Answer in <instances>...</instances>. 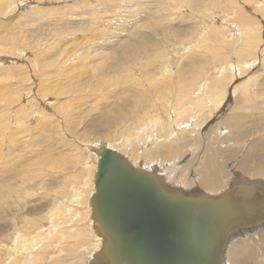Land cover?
I'll list each match as a JSON object with an SVG mask.
<instances>
[{
    "label": "rangeland",
    "instance_id": "1",
    "mask_svg": "<svg viewBox=\"0 0 264 264\" xmlns=\"http://www.w3.org/2000/svg\"><path fill=\"white\" fill-rule=\"evenodd\" d=\"M0 4H1L0 5V77H1L0 78V94H1L0 112L1 115L3 114L2 116H0V126H2V128L0 127V134L3 133L2 136H0V138L1 139L4 138L5 140L8 139L11 140L16 137L17 139L24 137L22 139L25 140L26 139L25 136H27L25 134H23L22 137L19 136L20 134L17 135L15 134L16 137L12 136L15 127L11 125L12 123H10V121L11 119L14 118L13 116L15 115L14 114L15 106H8L9 107L8 108L5 104L7 102H10L9 100L12 99V97L13 100L14 99L16 100V97H14V95L15 96L18 95L20 100L17 101L19 103L24 102V104L28 102L29 99L27 98H29L28 96H30V100L35 104L37 103V106H39L40 109L42 108L46 110L48 108L47 110L50 111L51 109H49V106H47L46 104L49 105L51 100L52 102L54 101L53 98H55L56 96L57 97L61 96L59 95L60 92H64L70 88L68 90V92L70 93L63 94V96L64 95L65 96L64 97L61 96L60 99H62V101L63 99H67V98L72 99L70 105H68L69 107L65 106L63 111L64 113L68 112L67 117H69V115L72 116L70 122L74 124L72 125V129H71L69 125L65 124L64 122L58 121L59 123L58 122L54 123L53 126L54 130H51V132L49 133L47 131L45 134L42 135L40 133H38L37 135H33V133L31 134V132H28L29 137L27 139L29 142H31V144L36 145L39 151L38 152L39 156H35L31 152H29L27 148H25L27 152L25 151V153L23 154H26L27 158H30L25 165H23L24 163H22V161H20L19 158H15L13 160L12 157L14 155L13 152L14 149L12 150L13 153L12 157L6 159L7 161L5 165L9 163L11 168L7 167L8 169L0 171V182L2 179H6V181L4 180V182L0 183V190L1 189L4 190V191L3 190L0 191V203L1 202H3V204L8 203L10 204V206H8L7 204L5 205L9 209V211L3 212V215L5 216V220L0 221V223H5L8 226L7 230L3 234L0 233V261H1L0 264H11V262L9 263L8 261L12 257L15 258V262H13L12 264L14 263L22 264L21 260L17 258L22 257V255L24 256V254L26 253L20 252L21 247H17V245L15 247V241L19 239L20 233H24L26 229L29 230L32 228V225L29 222H31L34 219L31 220V217H38L40 219L42 217L43 220L42 219L41 220L43 221V223L41 224H44V228H50V225L53 226L54 222H52V220H50L51 221L50 222L49 218H47L48 214H44V213L49 210L52 212V214H54V212L58 211V209L61 208L58 207L54 210V212L52 211V209L57 207V204L60 202L56 200V197L59 196L60 194L61 195L65 194L64 192H68V196L64 198V201L61 202V205L64 204V202L67 203L70 202V204H68L69 209L71 206H74L72 208L73 210H75V212L74 211L72 212L74 214H70L71 211L67 210L68 212H65L66 219L64 220L76 219L75 221L72 220V223L71 222L70 223L73 224L74 221V224L77 225L79 224L78 225L79 231L78 232L76 231L78 234L75 235L80 234L81 239L85 241H82L80 243L78 242L74 245L73 241H71V239L67 237L65 239L64 238L61 239L60 242L61 246L59 245L57 246L56 244H53V246L52 245L49 246L50 241L48 238L46 239L44 238L41 241H38L37 243H32L28 245V247L25 249V251H27L30 254L31 253L37 254L38 258H36V261L33 260L31 264H59V263L60 264H118V262L115 261L116 259L113 256V251L111 250V240L109 238L104 239L103 233H98L96 230H94V228H92L93 227L92 225L94 224V220H93L94 215L92 210L93 207L87 201H90L92 195L95 196L97 194L95 187L96 181L94 175L95 173H91L90 172L91 170L89 169L90 168L89 165H91L93 157L91 156L90 153H88L84 149L83 144H85V142L88 144L99 143V142H102L100 144H104V143L106 144L107 142H109L105 139L107 137H101L102 135L101 132L106 131V127L99 126V122L102 120L103 116L107 115L106 113L107 110L103 111L101 107L103 106L105 107V105L106 104L109 105V103L112 106H114L113 102L116 100V98L114 97L116 92L113 91L108 92L109 89L110 90L118 89L120 91L125 87L121 85L118 88L117 87L112 89L109 88L108 90L104 91V93L101 91V89H97L93 87V81L98 79L97 74L99 72L101 74H104L102 69H104L106 66V61L104 62L105 64L96 61L98 59V55H95L96 53L95 51L97 50L96 47H101L99 48V50L104 47V49H106L104 53L108 51L109 53L112 52L113 54H117L119 48L121 47V44L123 43L124 40L127 39L126 37H128L130 33V32L127 33V28H125L126 24L130 25V24L138 23L141 26L142 24L146 25L147 24L146 22L151 20V24H155L158 28L154 25L153 27L156 28H153L152 26L149 27L146 26V28H144L146 35L149 33L147 35L148 40L151 41L154 40L158 42L160 44L158 45V48L161 47L163 50L166 49V51H163V53L160 54L157 51L152 53L150 57L153 58L156 56L160 57L161 60L163 61V64L155 63L156 68L155 65L151 64L150 70L159 68L158 75L164 73V75L171 74L177 77L180 75V71L181 72L184 71L183 74H185L184 75L185 80L188 81L191 84V86L193 85L192 88L188 91V93L194 97V95L198 94L197 93L198 91L204 92L205 95L202 98L204 102L211 101L210 96L212 97H215L216 95L220 97L223 96L224 97L223 102H226V106L223 108L222 105L223 102H222L220 106L221 109L219 108V112H218L221 117H224V115L231 113L229 107H231L232 102L235 103V106H238L239 101H241L243 98L240 92L244 87L246 88V90H249L248 97H250L251 100H248L249 102L245 101L243 102L244 104H242V107H244L242 111L245 113L244 114L238 113L240 115L239 118L240 121L238 122L237 126H239L240 128V133H241L240 136L243 134L244 135L238 140L237 147L242 148V151H244L243 153L251 154L253 153V151L251 150L254 149V145H251V142L257 139L260 140L261 143L262 140L264 141V62H263L264 61V53H263L264 52V0H249V2L248 0H228V1L227 0H182V1L180 0H11V1L0 0ZM164 8L166 9L168 8V10ZM129 14L130 17L128 18L127 21L126 17H128L127 15ZM138 17L141 18L140 22L138 21L139 19ZM101 19H102L101 22L102 24L100 23ZM115 26L116 28H114ZM236 29L239 31L240 35L237 33ZM109 31L111 32V34L109 33L106 38H110L111 41L110 40L101 41L102 38H105L106 34ZM141 31L142 30H140V32ZM251 33H253V35ZM133 36L134 35H132L130 38H133ZM119 38L120 39L123 38V40H119ZM11 40H17L15 45L12 44ZM92 41H94V44ZM107 45L109 46V48ZM70 49L73 51H71ZM75 51L78 53V54L76 53L77 55L75 54ZM86 51L88 52L91 51L90 55L87 57H85ZM35 56L39 57L38 61ZM69 56H73L70 60L71 65L69 62H67L66 64L64 63L66 58H68ZM83 57L85 58L84 61H83L84 59ZM93 58L95 59L92 60ZM44 61L45 63H43ZM135 61H133L134 65L132 64H130L132 66L128 65L129 67H132V70L130 72L132 73L134 72L135 73V74L133 73L134 75H136L137 73L138 76H140V74L144 76L143 73L144 71H142L143 67L141 61L139 60H137L136 62ZM32 62L38 64L36 69L32 67L30 69L31 64H33ZM83 62L86 63L85 66L80 65L74 68L75 64L77 65V63H83ZM66 65L67 67H69V65L70 68L72 67L71 69L75 72V73L73 72V76L75 74L77 78L75 79L73 78L74 80H72V77H70V74L72 72H70V74L63 76V78L62 77L58 78V80L59 81L61 80L62 83L64 82L65 86L66 85H71V86L65 87L61 82L57 84V81H54V84L57 85L56 86L57 88H55L52 91V93L51 91H48L45 92L46 93L45 95V93L43 94L41 90H39V87L37 90V86H36L37 84L35 83L36 80L38 81L39 79H42L45 75L46 79L43 81V84L48 80L53 81V78L50 76L51 73H53V71H56L57 66L58 67L61 66V68H63L64 66L65 68ZM239 66H243V67L239 68V72H238L237 68ZM20 67H23L22 69H24L25 67L26 68L25 70H27L28 68L27 75H28V80L30 81L31 84H29L27 80L23 82L19 81L22 75H24V72L22 71V69H20ZM90 68L92 69V72H89L91 71ZM35 70L36 73L33 72ZM30 77L31 80L29 79ZM64 78H66V81L63 80ZM69 79H71V82ZM144 80L145 82H147L145 76H144ZM72 81L74 82L72 83ZM60 83L64 87H62L61 85L59 86ZM245 84L247 85V87ZM25 85L27 86L26 89H25ZM91 85L95 89L94 93L90 95H81L83 93H86V91L89 90ZM171 85H172V90L175 91V93H177L179 90L177 79L176 80L173 79ZM38 86H40L39 81H38ZM22 87L24 88V90ZM40 87L43 88L44 86H40ZM58 87H60V89L63 88V90L61 91L60 89H58ZM15 89L19 90V92H17L16 94H15ZM29 90H31L32 92H30ZM78 90H81V92ZM170 90L171 89H169V91ZM34 91L37 93V95ZM57 91L59 92L56 93ZM164 91H167L166 88L164 89ZM38 92L40 93L39 97H38ZM77 92L81 94L79 95ZM132 92L133 91L131 88H127L125 94L127 93L129 94ZM258 92L260 93L258 94ZM102 93L105 96L107 97L110 96V97L107 100H105L101 98ZM25 94L27 95L24 96ZM48 94H52L50 95V97L53 98L50 99V97L47 96ZM72 94L74 96H72ZM233 94H235L234 95L235 97L233 96ZM67 95H69V97H67ZM129 95H130L129 99L130 101H132L133 100L132 94ZM75 96H77L78 98L77 97L75 98ZM95 96H98L99 98L98 97L96 98ZM3 98L5 100H3ZM6 98L8 101L6 100ZM77 99H78V103L80 104L85 103L86 99H90V103L88 102V105L85 103L84 105L77 107V109L71 110L72 107L75 106ZM121 100L122 99L118 100L117 103L122 102ZM62 101H60L59 103H61ZM261 101L263 104L261 103ZM100 103L101 104L103 103L104 105H101ZM43 104L47 107L44 108ZM89 104L92 105L90 106ZM188 104H185L186 107H188ZM199 104L203 105L201 101L199 102ZM88 108L92 110V113L90 115L87 114V111L89 110ZM78 109L79 112L81 113L78 112ZM70 111H72V114H70ZM238 112H241V110ZM257 113H258V117H257ZM4 114H7L9 117ZM152 115H157V114H152ZM135 119L138 120L137 117ZM208 121L207 123H209ZM131 122H133V119L125 120L122 123L118 124L117 126H113L108 131L111 134L116 132L118 133L121 130V127ZM33 124L34 123H31L30 126H33ZM56 124L58 125L56 126ZM39 126L40 125H38V127ZM136 126L140 127L139 125ZM142 126H144V123ZM204 127L205 124H203V128ZM249 127L251 129H248ZM3 129L5 130L3 131ZM83 134L85 136H83ZM210 134H211V130H207L206 132L202 131L200 133V143H196L197 147L196 145H191L190 146L191 151L193 150L192 147L195 146L193 147L196 149L195 153H199V150L201 149L200 146L202 147L201 143H204V141H206V139ZM221 134L224 135V133ZM5 135L9 137L7 138L5 137ZM80 137L81 139H79ZM78 139L80 140V142H78ZM110 140H112V138H110ZM197 141L199 142L198 138ZM224 143L229 144L227 140ZM23 147L24 145L21 146V148ZM5 148L6 146L4 147V149H2V151L6 153L7 148L6 149ZM42 150L43 152H41ZM239 151L240 150L236 149V154L240 153ZM5 153L2 155V158L5 156ZM239 156L240 155L238 154V157ZM188 157L189 156H187L186 159L189 160L191 156L189 158ZM248 160L250 161L251 164L253 163V160L251 158H248ZM34 161L35 162L40 161L42 167L40 165L39 168L30 167L29 166L30 163H34L35 165ZM249 161H247V163H249ZM20 162L22 163V165H20ZM255 164H257V162H254V165ZM22 170L24 171V173L27 172L28 176L31 175L28 178L34 177L36 175L39 176H37L36 180L33 181L31 179L27 180L25 178L24 184H20V185H16L18 183V180L16 183L10 182L12 180L18 179V175L15 176L12 180H9L8 174L12 173L14 176L18 172L21 173L22 175L23 172ZM42 174H44V176ZM181 174L182 172H180V175ZM180 175H178V177ZM251 176H255V175H251ZM90 177L92 178L90 181L91 185L84 182V179ZM242 178L243 181H239V182L235 180L231 181L232 187L229 190L230 191L229 195L226 197V199L230 201L231 203L230 205H232V202L237 203V201H235L233 197V194L237 193L240 188L245 189L248 186V184L253 188L254 191L256 190L255 191L256 194L258 193L257 198L263 200L264 188L263 191H261L262 188L259 187L257 189L256 185L253 184L255 182H253L251 179H248L247 177H242ZM161 179L164 181V176H161ZM61 180L66 182H60ZM53 181L55 182V184L57 182L60 183L58 184V187H60V189L57 188L55 191H53L51 190L53 188L50 189L49 188L50 186L49 187L47 186V183ZM36 182L38 186H41L39 185V183H43L44 187L47 186L46 187L47 190H45L44 188L33 186ZM162 185H160V187H162L166 192L172 194L174 193V191L167 190ZM93 186L94 189H92ZM14 191H15L14 196H11V192ZM16 191H18L19 194L16 195ZM185 191H193L194 194L202 192L201 188L193 189V190H185ZM31 192L32 195L34 193L33 196L30 194ZM25 193L27 195L24 197L23 195ZM83 195L86 197H82ZM78 196H80V200H74V198H79ZM183 196L188 199H191V197L188 195H183ZM69 197H72L73 201ZM42 200L46 202L45 206ZM59 200H61V198ZM13 201L15 204L13 203ZM16 201L21 203L22 207H24L25 203H27L25 205L27 208H30L33 205L37 207L39 206L40 209L37 213L38 215L32 214V216L29 217L30 220L26 221L25 222L26 224L23 223V220L21 219H23L24 216H22L21 213H18L21 210V208L17 211L18 203L16 204ZM253 205L254 204H245V205H240L239 207L236 206L234 208L228 209L232 218L230 220V226L228 228L229 230L227 232L226 237L228 235L233 236L240 233V229L247 230V231H242L246 233H255L260 229L259 231H262L263 233L260 234L259 232H257L255 233L256 234L254 236L255 238H253L255 244L257 242V248L255 249L256 252L253 255L251 264H264V215L262 216L254 215L252 213ZM63 208L64 207H62V209ZM18 215L20 216L18 217ZM87 222L92 224L90 225V227L92 228L91 229L92 236L91 235L89 236L90 233H89V228L87 226ZM65 225H68V223H65ZM84 225H86L87 227ZM23 226H25L26 228ZM246 226L248 227L246 228ZM20 227L21 230H23V232H21ZM253 230L256 231L253 232ZM69 231L70 232L72 231L74 233L75 229ZM36 233L37 232L35 233L33 232V235H31L30 238L35 239ZM83 233L85 236L82 235ZM62 234H63L62 236H65L64 235L65 233ZM259 235L262 236L258 238ZM99 237H100V243L97 240ZM239 237L242 238L243 235ZM55 240H57V238L54 239V241ZM235 240L237 239L234 238L233 242ZM58 242L59 241H57V243ZM97 242L100 245L98 247H96V245H98ZM38 243L40 245H43L42 248H40L41 250L36 249ZM29 246H31L32 248H29ZM60 247H62L63 249ZM23 250L24 249H22V252ZM38 250L40 251V254H38ZM46 251L48 252L47 254ZM224 251H225V247L222 248L220 255H223ZM16 255L18 256L16 257ZM16 259L19 261H17ZM25 264H29V263H25Z\"/></svg>",
    "mask_w": 264,
    "mask_h": 264
},
{
    "label": "bare ground",
    "instance_id": "2",
    "mask_svg": "<svg viewBox=\"0 0 264 264\" xmlns=\"http://www.w3.org/2000/svg\"><path fill=\"white\" fill-rule=\"evenodd\" d=\"M180 1H182V0H180ZM248 2H249V0H248ZM114 8H116V7H114ZM164 9H166V8H164ZM19 10H21V9H19ZM87 10H86V12H87ZM166 10H168V8ZM88 12H91V11H88ZM124 13H126V12H124ZM127 16L128 17H126V16L125 17L127 18V21H128L130 14ZM140 20H141V18L138 19L139 22H140ZM122 21H121V23H122ZM101 22H102V19H101L100 23ZM146 23H147L146 25L142 24L141 26L138 23H136L138 25H136V24H130V25L126 24L125 25L124 24L126 26L125 28H127V33L128 32H130V33H129V36L126 37L127 39L124 40L123 43L121 44V47L120 48L118 47L119 50H118L117 54H113L112 52L109 53L108 51L106 53H104L106 50V49H104V47L100 50H99V48H101V47H96L97 50L96 51L94 50L96 52L95 55H98V59L96 61H99V63H104L106 61V66L104 69H102L104 74H101L100 72L97 74L98 79L93 81V87L97 88V89H101V91L103 93H104V91L108 90L109 88H111V89L116 88V87L118 88L121 85H123L125 87L124 89H122L120 91L118 89L117 90H110V89L108 90V92L109 91L116 92L115 96H114L116 98V100L113 102L114 106H112L110 103H109V105H107L105 103L106 104L105 107L107 109L104 106L101 107V109L103 111L107 110L106 111L107 115H105V116L102 115L103 118L99 122V126L106 127V131H108L113 126H117L118 124L122 123L125 120H132L133 119V122L121 127V130L118 133L116 132L117 130L115 131L116 133H113V134L109 133V131L108 132H106V131L101 132L102 133L101 137H107L105 139L107 141H109L106 144L105 143L100 144L102 142L93 143V144H88L85 142V144H83L84 149L88 153H90L91 156L93 157L91 165H89V164L88 165L90 167L89 169L91 170L90 172L95 173L94 174L95 175V181H96L97 177L99 176L98 175V173H99L98 165H99V159L101 156L99 149L101 148V145H103V146H105L106 149L112 150L115 153H117L116 155H117L118 159H120L121 162L127 163L130 169H134L137 172H144L149 178H152V180L155 181L157 184H160V185L163 184L162 186L165 189L174 191V194L176 196H179L177 199L179 200V202L182 203V204H179V209L185 215H187L189 213V211H194V210H196L198 212V216H201V214H203V211L200 210L202 207H196L195 204L191 203L192 200L198 201L197 203L200 205L203 204L201 201H206L208 203V205L203 206V208L205 209V214L207 217V218H205V220L208 221L207 224L209 225V221L213 222V220H216V222H218V224L220 226H223L221 229H224V230H225V226H228V225L230 226V220L231 219L229 216L230 212L228 211V209H230V208H234L236 206L239 207L240 205H245V204H254L252 207V213L254 215H261V216L264 215V199L263 200L258 199L257 198L258 193L256 194L255 193L256 190L254 191L253 188L251 186H249V184L245 189L240 188L237 193L233 194V197H234L235 201H237V203L232 202V205H230L231 204L230 201H228L226 199V197L230 193L229 190L232 187L231 181H234V180L238 181V182L243 181L242 177H247L248 179H251L253 182H255L253 184L256 185L257 189L259 187H261L262 188L261 191H263V188H264V141L262 140V143L258 139L252 141L251 145H254V149L251 150V151H253V153H251V154H245V153H243L244 151H242V148L237 147L238 140L241 137H243V135H244L243 134L240 136V134H241L240 128H239V126H237L238 122L240 121V119H239L240 115L238 113H241V114L245 113L242 111V109L244 108V107H242V104H244L243 102H245V101L251 100L250 97H248L249 90H246V88L244 87L242 89V91L240 92V94H242L243 98L241 101H239L238 106H235V103L232 102V104H231L232 108L229 107V110L231 111V113L224 115V117H221L218 112H219V108H220V106L223 102V99H224L223 96H221V97L217 96V95L215 97L210 96L211 101L204 102V100H202V98L205 95L204 92L198 91L197 92L198 94L194 95V97L188 93V91L192 88L193 85L191 86V84L185 80V78H184L185 74H183L184 71L183 72L180 71V75L177 77V76H173L171 74L164 75V73L158 75V69L159 68L150 70L151 64L155 65V68H156L155 63L163 64V61L161 60L160 57H158V56H156L154 58L150 57L152 55V53L157 51L160 54V53H163V51H166V49L163 50L161 47L158 48V45H160L158 42H156L154 40H152V41L148 40L147 35L149 33L146 35L144 28H146V26L147 27H149V26L153 27V25L154 26H156V25L151 24V20H149ZM156 27H153V28H156ZM114 28H116V26ZM140 30H142V31L140 32ZM100 31H101V28H100ZM119 31H120V29H119ZM109 33L111 34V32L109 31L106 34L105 38H102L101 41L110 40V38H106ZM237 33L239 34L238 30H237ZM251 34L253 35V33H251ZM132 35H134L133 38H130ZM121 36H123V35H121ZM41 38H42V36H41ZM160 39H158V40H160ZM119 40H123V38H121V39L119 38ZM11 41H12V44L15 45L17 40H11ZM1 42H3V41H1ZM92 42L94 44V41H92ZM89 46H91V45H89ZM108 48H109V46H108ZM71 51H73V50H71ZM76 53L77 52L75 51V54ZM90 53H91V51H89V52L86 51L85 57L89 56ZM161 55H163V54H161ZM35 57L38 61L39 57L38 56H35ZM72 57L73 56H69L68 58H66L64 63L65 64L67 62L70 63V60ZM94 59L95 58H93L92 60H94ZM84 60H85V58L83 59V61ZM135 60L141 61V64L143 67L142 71H144L143 73H144V76H145V79L147 80V82H145L144 76H142L141 74H140V76H138L137 73H136V75H134L135 74L134 72H133L134 74L132 72H130L132 70V67H129V66L134 65L133 61H135ZM43 63H45V61ZM130 64H132V65H130ZM137 64H138V62H137ZM37 65H38L37 63L31 64L30 69H31V67L36 69ZM70 65H71V63H70ZM70 65H69V67H67V65H66L67 68L66 67L64 68V66H63V68H61V66L60 67L57 66L56 71H53V73H51V75H50L53 78V81L48 80V81L44 82V84H43V81L46 79L45 75L42 79H39L38 80L39 84H40V86H44L43 88L38 86V81L36 80L35 83L37 84L36 85L37 90L39 87V90H41V92L43 94L45 92H48V91H51V93H52V91L55 88H57L56 87L57 85L54 84V81H57V84H58L59 82H61V80L59 81L58 78H61V77L63 78V76L70 74V72H72L70 74V77H72V80L77 78L75 76V74H74L75 77L73 76L74 71L71 69L72 67L70 68ZM80 65L85 66L86 63L85 62L77 63V65L76 64L74 65V68H76V66H80ZM242 67L243 66H239L237 68L238 72H239V68H242ZM8 68H9V66H8ZM22 68L23 67H20V69H22ZM25 69H26L25 67H24V69H22V71L24 72V75H22V77H21V79H19V81L23 82V81L27 80L29 82V84H31L30 81L28 80V75H27L28 68H27V70H25ZM90 69H88V70H90ZM137 71H138V69H137ZM148 71H150V72H148ZM33 72L36 73V70ZM89 72H92V69ZM30 73H31V71H30ZM244 73H245V71H244ZM53 74H54V76H53ZM94 74H96V73H94ZM47 75H49V74H47ZM88 75H89V73H88ZM13 76H15V75H13ZM68 78H69V76H68ZM94 78H95V76H94ZM247 78H249V77H247ZM247 78H246V80H247ZM29 79L31 80V77ZM173 79H175V80L177 79V84H178V88H179L177 93H175V91L172 90L171 83L173 82ZM63 80L66 81V78H64ZM69 80L71 82V79H69ZM73 82L74 81H72V83ZM61 83L59 84V86L60 85L62 86V84L65 86L64 82L62 84ZM64 86H62V87H64ZM67 86L69 87L71 85H66L65 87H67ZM26 87L27 86L25 85V89H26ZM93 87L91 85V87L89 88L88 91H86V93H83V94H81L79 92H77V93L79 95L80 94L81 95L93 94L95 91V89ZM106 87H108V88H106ZM246 87H247V85H246ZM127 88H131L133 91L132 93H129V94H132V99H133L132 101H130V99H129L130 95L128 93L125 94ZM165 88L167 91H164ZM16 89H15V94L17 92H19V90H16ZM27 89H30V88H27ZM58 89H60V87H58ZM69 89H67L64 92H60L59 95L63 96V94H65V93H70V92H68ZM169 89H171V90L169 91ZM203 89H205V88H203ZM23 90H24V88H23ZM60 90L62 91L63 88ZM29 91L32 92L31 90H29ZM59 91H57L56 93H58ZM78 91L81 92V90H78ZM83 91H85V90H83ZM71 92H72V90H71ZM233 92H235V91H233ZM103 93L101 95L102 96L101 98L107 100L110 96L107 97ZM259 93L260 92H258V94ZM12 94H10V95H12ZM27 94H25L24 96H26ZM39 94L40 93L38 92V97H39ZM36 95H37V93H36ZM45 95H46V93H45ZM50 95H52V94H48L47 96L50 97ZM234 95L235 94H233V96ZM72 96H74V95L72 94ZM4 97H5V95H4ZM14 97H16V100L15 99L13 100V97H12V99L9 100L10 102H7L8 100L6 98V100H7L6 102L8 103V105H7V103L5 104L7 107L8 106H15V110H14L15 115L13 116L14 118L11 119V121H10V123H12L11 125L15 127V130L13 131L12 136L16 137L15 134L16 135L20 134L19 136H21V137L23 136V134H25L27 136H25L26 137L25 140L22 139L24 137L18 138V139L16 137V138H13L11 140L10 139L5 140L4 138H2V139L0 138L1 139L0 140V171L8 169L7 167H10L9 163H7L6 165H5V163L7 161L6 159H8L9 157H12V154H13L12 150L13 149H14V151H13L14 155L12 157L13 160L15 158H19L20 161H22V163H24L23 165H25L27 163V161L30 159V158H27L26 154H23L26 151L25 148H27L29 150V152H31L35 156H39V153H38L39 151H38L36 145L31 144V142H29L27 139L29 137L28 132H31V134L33 133V135H37L38 133H40L42 135V134H45L47 131L49 133V132H51V130H54L53 129L54 123L58 122V121L64 122L65 124L69 125L71 129H72V125H74L72 122H70V120L72 119V116L69 115V117H67L68 112L64 113V111H63L65 106L70 105V102L72 100L71 98L63 99V101H64L63 102L59 96L58 97L56 96L57 97V98L55 97L56 99L53 97H50V99L53 98L54 101L52 102V100H51L49 105L46 104L47 106H49V109H51L49 111V110H47L48 108L46 110L42 109V108L40 109L39 106H37V103L35 104L34 102H32L30 100V96H28L29 98H27L30 101L28 100V102L25 104H24V102H22L23 103L22 104V103H19L17 101V100H20L18 95H16V96L14 95ZM67 97H69V95H67ZM76 97L77 96H75V98ZM95 97L97 98L98 96H95ZM120 99H122L121 100L122 102L117 103V101ZM3 100H5V99L3 98ZM60 101H62V102L59 103ZM200 101L202 102L203 105L199 104ZM47 102H49V101H47ZM88 102L90 103V99H86L85 103L87 105H88ZM187 102L190 104H188ZM85 103L80 104V103H78V99H77L75 106L72 107L71 110L77 109V107H80L81 105H84ZM261 103H262V101H261ZM93 104H95V103H93ZM96 104H97V102H96ZM185 104H188V107H186ZM101 105H104V104L102 103ZM222 105L224 108L226 106V102H223ZM47 106L44 105L43 107L46 108ZM90 106H88V107H90ZM12 110H13V108H12ZM240 110H241V112H238ZM78 112H79V109H78ZM79 113H81V112H79ZM91 113H92V110L89 109L87 111V114L90 115ZM70 114H72V111H70ZM152 114H157V115H152ZM2 115L0 112V116H2ZM4 115H7V114H4ZM82 117H83V115H82ZM136 117L138 118V120L135 119ZM140 117H142V118H140ZM257 117H258V113H257ZM135 120H136V122H135ZM208 120H211V121H208ZM207 121L209 123H207ZM31 123H34L33 126H30ZM143 123H144V126H142ZM203 124H205L204 128H203ZM38 125H40V126L38 127ZM57 125L58 124H56V126ZM136 125H139L140 127H138ZM215 126H216V129H215ZM0 127L2 128V126H0ZM250 127L248 129L252 128V127L251 128ZM122 129H123V131H122ZM219 129H220V131H219ZM241 129H243V128H241ZM4 130L5 129H3V131ZM207 130H211V134L208 136L206 141H204V143H201V145H202V147L200 146L201 149L199 150L197 148L199 150V153H195L196 149L193 148L195 146L192 147L193 150L191 151L190 146L196 145V143H200V133L202 131L206 132ZM11 132H9V133H11ZM214 132H216V133H214ZM220 132L224 133V135H222ZM2 134H0V136H2ZM125 134H127V135H125ZM253 135H254V133H253ZM83 136H85V135L83 134ZM5 137H7V136L5 135ZM110 138H112V140H110ZM197 138L199 139V142L197 141ZM79 139H81V137ZM79 139H78V142H80ZM226 140H227V142H229V144L224 143ZM95 142H97V141H95ZM246 144H248V143H246ZM22 145H24L23 148H21ZM5 146L7 148L6 153L2 151V149H4ZM196 147H197V145H196ZM236 149L240 150L239 151L240 153L236 154ZM41 152H43V150ZM257 152H259V153H257ZM4 153H5V156L2 158V155ZM76 153H78V152H76ZM238 154L240 155L239 157H238ZM24 156H25V158H24ZM187 156H189V157L191 156L190 158L188 157L189 160L186 159ZM248 158H251L253 160L252 164L250 163ZM2 159H3V161H2ZM23 159H24V162H23ZM76 160H77V158H76ZM247 161H249V163H247ZM254 162H257V164L254 165ZM22 163L20 162V165H22ZM39 165L41 166L40 161L35 162V165H34V163L29 164V166L32 168H39ZM92 168H93V170H92ZM64 169H66V168H64ZM10 171H11V169H10ZM180 172H182L181 175H180ZM17 175H18V179L12 180ZM42 175L44 176V174H42ZM178 175H180V176L178 177ZM251 175H255V176H251ZM8 176H9L8 179L12 180L10 182L16 183L18 180V183L16 185H20V184H24L25 178L27 180L31 179L33 181V180H36V177L39 175L28 178L31 175L28 176L27 172L24 173V171H23L22 175H21V173L17 172V174L14 176L12 173L8 174ZM89 176H90V173H89ZM161 176H164V181L161 179ZM3 177H4V175H3ZM91 179H92L91 177L84 179V182L90 184ZM4 180L6 181V179H2L1 182H4ZM60 182H66V181L61 180ZM92 182H93V180H92ZM58 184H60V183L57 182L55 184V182L53 181V182L47 183V186L48 187L50 186L49 188L50 189L53 188L51 190L55 191L57 188L60 189V187H58ZM39 185H41V186H38V184L36 182L33 186L44 188L45 190H47L46 189L47 186L44 187L43 183H39ZM200 188H201L202 192H199L197 194H194L193 191H185V190H193V189H200ZM74 189H75V187H74ZM92 189H94V186L92 187ZM1 190H3V189H1ZM81 190H82V188H81ZM27 191H29V190H27ZM2 192H1V195H2ZM58 192H59V190H58ZM69 192H70V189H69ZM92 192H93V190H92ZM92 192H91V195H92ZM64 193L65 194H63V195L60 194L59 196L56 197V200L60 201L59 202L60 204L58 203L57 207L52 209V211L54 212V210L56 208L61 207L58 209V211L54 212V214H52V212L49 211L48 209H47L48 211L46 210L47 212H45V213L43 211L44 214H48V217L47 216L46 217L49 218V221L52 220V222H54L53 226L50 225V228H44V224H41V223H43L42 217H41L42 220L38 217H31L32 214L38 213V211L40 209L39 206L37 207V206L33 205L32 207L27 208L25 206L27 203H25L24 207H22L21 203L18 202L19 200L16 201V204L18 203L17 211L21 208V210L18 213H21V215L24 216L23 219H21V220H23V223H25L26 221H29L30 220L29 217H31V220L34 219L31 222H29L32 225V228L29 230L26 229L24 231V233H20L19 239H17L15 241V247H16V245H17V247H21L20 252L26 253V254H24V256L22 255V257L17 258V259L21 260L22 264H25V263L31 264V262L33 260L36 261V258H38L37 254L35 253L36 256L33 253L30 254L27 251H25V249L28 247V245H30L32 243H37L38 241H41L44 238L49 239V241H50V245L48 244L49 246H51V245L53 246V244H56L57 246L58 245L61 246L60 245L61 239H63V238L65 239L67 237H69L71 239V241H73L74 245L78 242L80 243L82 241H85V240L81 239L80 234L75 235V234H78L77 232L79 231L78 230L79 224L78 225L74 224V221L76 219L75 220L74 219L64 220V219H66L65 218V214H66L65 212H68L67 210L71 211L70 214H74V213H72L73 211L75 212V210H73V208H72L74 206H71L69 209L68 204H70V202L69 203L64 202V204L61 205V202L64 201V198H66L68 196V192H64ZM14 194H15V191L11 192V196H14ZM17 194H19L18 191H16V195ZM30 194L32 195V192ZM35 194H37V193H35ZM103 194L104 193L102 192L100 194V197H98V198H96L95 196L92 195L91 198L89 197L90 201H87L93 207L92 210H93V215H94L93 216L94 224L92 225L91 223L87 222V226L89 228V233H90L89 236L92 233L91 232L92 228H94V230H96L98 233H103L101 228L105 224V227L107 226L109 230L112 229L111 232H114V237L116 238V240H120L122 242V246L125 247V251L122 252V257H123V260L126 264H142V263L152 264L151 263L152 260H153V264H161L156 259L160 255L159 254L160 250H162L161 255L163 256L164 260H166L168 254H169V250L167 248H157L156 246L151 244V242L154 240V238H150L144 232L142 227L137 223V221H139L141 219V221H143L144 229L147 232H151L156 226V223H157L156 219L149 218L148 213L141 215V213H139L137 209L135 210V207H134V210L132 213L129 212L130 214L123 211V210H120L119 207L116 205H123L124 201L115 202V203L111 204L110 210L107 211V209L105 208L107 203L105 202V200L103 198L104 197ZM26 195L27 194L25 193L23 196L25 197ZM33 195H34V193H33ZM183 195H188L191 197V199H188V198L184 197ZM78 197L79 198H74V200H80V196H78ZM82 197H86V196L83 195ZM164 197L169 200V198L166 197L165 195H164ZM60 198H61V200H59ZM69 198L73 201L72 197H69ZM220 198H222L221 201L217 200ZM263 198H264V193H263ZM33 199H35V198H33ZM66 200H68V199H66ZM42 201L44 202V200H42ZM95 202H97V203L95 204ZM13 203H14V201H13ZM45 203L46 202H44V206H45ZM52 203H51V205H52ZM6 204L8 206H10V204H8V203H6ZM6 204H3V202L0 203V221L5 220V216L3 215V212L9 211V209L5 206ZM41 207H42V205H41ZM51 207H53V206H51ZM62 207H64V208L62 209ZM95 207H97L96 210H95ZM102 207L105 208V209H103L104 212H102V210H101ZM42 209H43V207H42ZM238 209H240V208H238ZM211 210L214 211L215 214L218 213L219 216L218 217L217 216H209V214L211 213ZM137 212L139 213V216H137ZM19 216L20 215H18V217ZM40 220H41V222H40ZM72 220H74L73 224H71ZM190 220H192V219H190ZM190 220L185 219L182 222V224L180 225L179 231L176 233H171L170 236H172L174 239L170 237L169 238L170 241L177 244V240H178V241L182 242L183 246L188 245L190 247V250H188V249L182 250V253H184L183 257L185 256V254H189V253L193 254L191 261H189V263H187V264H200V261L202 264H213V254L214 253H213V250L211 248L218 246L217 237L214 235L213 231L209 227L208 228L206 227L207 229H205L203 231L200 229L199 224H193V223H191ZM217 220H219V221H217ZM237 221H239V220H237ZM65 223H68V225H65ZM177 224H175V226ZM261 224H263V223H261ZM90 225H92L93 227L91 228ZM84 226H86V225H84ZM23 227H25V226H23ZM247 227L248 226H246V228ZM7 228H8V226L5 223H0V233L1 234H3L7 230ZM81 228H84V227H81ZM73 229H75L74 233L72 231L71 232L69 231V230H73ZM20 230H21V227H20ZM82 230H84V229H82ZM129 230L132 231V234H128ZM259 230L258 231L253 230V232L256 231L255 233H257V232H259L260 234L263 233L262 231H259ZM242 231H247V230L240 229V233L233 235V236L228 235L229 237L228 236L226 237L225 241L223 242V247H225V251H224L223 255H220L219 259H217V260H219L217 264H251L252 263L253 255L256 252L255 249L257 248V242L255 244V242L253 240V238H255L254 236L256 234L255 233H246V232H242ZM21 232H23V230H21ZM33 232L34 233L37 232L35 234L36 235L35 239L30 238L31 235H33ZM62 233H65L64 234L65 236H62L63 235ZM26 235H29V236H26ZM82 235H84V233ZM241 235H243L242 238L239 237ZM261 236L262 235H259L258 238H260ZM16 237H17V235H16ZM76 237H78V238H76ZM96 237H97V235H96ZM56 238H57V240L54 241V239H56ZM103 238L106 239V236L104 233H103ZM234 238L237 240H235L233 242ZM97 240L100 243V237ZM57 241H59L58 242L59 244L57 243ZM63 242H65V241H63ZM98 242H97L98 245H96V247L100 246ZM41 244H42V242H41ZM69 244H71V243H69ZM37 245L38 246L36 247V249H40L43 246V245H40L39 243ZM46 245H47V243H46ZM65 245H67V244H65ZM247 245H250V246H247ZM75 247H77V246H75ZM29 248H32V247L29 246ZM60 248H62V247H60ZM60 248H59V250H60ZM67 248H69V247H67ZM22 249H24L23 252H22ZM65 250H67V249H65ZM95 250H96V248H95ZM34 251H36V250H34ZM47 253L48 252L46 251V254ZM38 254H40L39 250H38ZM258 255H260V254H258ZM17 256L18 255H16V257ZM112 258H113V256H112ZM112 258H111V260H112ZM108 259H110V258H108ZM115 259L117 261L121 262L122 264H125L124 262L119 260L118 257H115ZM181 259H183V258H181ZM250 259H251V261H250ZM17 261H19V260H17ZM8 262L9 263L11 262V264H12L13 262H15V258L12 257ZM100 263H101V261H100ZM166 264H168V262ZM214 264H216V263H214Z\"/></svg>",
    "mask_w": 264,
    "mask_h": 264
},
{
    "label": "water",
    "instance_id": "3",
    "mask_svg": "<svg viewBox=\"0 0 264 264\" xmlns=\"http://www.w3.org/2000/svg\"><path fill=\"white\" fill-rule=\"evenodd\" d=\"M99 152L101 153V156L98 165L99 176L97 177L95 184L97 192L95 197L98 198L102 192L104 193L103 198L107 203L105 206L107 211L110 210L111 204L124 201L123 205H116L120 210H123L127 213H132L135 207V210L137 209L141 215L148 213L149 218L156 219V226L151 232H147L144 229L143 221H141V219L137 221V223L150 238H154L151 244L157 248H167L169 250L166 260H164L163 256L161 255L162 250L159 251L160 255L158 258H156L159 263L166 264L168 262V264H187L189 261H191L193 257L192 253L185 254L184 257V253H182V250H190V247L188 245L183 246L182 242L178 240L177 244H175L169 239L170 237L173 238L170 236L171 233H176L179 231V227L185 219H192L190 220L191 223L199 224L200 229L203 231L208 227L213 231L218 241V246L211 248L214 253L213 264L218 263L219 260L217 259L220 257L223 248V242L225 241L227 232L229 230V225H224V230L221 229L223 226H220L216 220H213V222L209 221V225L207 224L208 221L205 220L207 217L205 214V209L203 208V206L208 205L206 201H201L203 203L202 205L198 204V201H191V203L195 204L196 207H202L200 209L203 211L201 216H198V212L196 210L189 211V213L185 215L179 209V204H182L177 199L179 196H176L174 193L172 194L166 192L162 187H160V184H157L144 172H137L134 169H130L127 163L121 162V160L118 159L116 155L117 153L106 149L105 146H101ZM164 195L168 197L169 200L165 198ZM217 200L221 201L222 198ZM96 203L97 202H95V204ZM105 208L102 207V212H104L103 209ZM96 209L97 207H95V210ZM138 212L137 216H139ZM209 216L218 217L219 214H215V212L211 210ZM229 216L231 219V214H229ZM175 224L177 225L175 226ZM101 229L105 234L106 239L109 238L111 240V250L113 251V256L118 257L119 260L124 262L122 252L125 251V247L122 246V242L120 240H116L114 237V232H111L112 229L109 230L107 226L105 227V224ZM128 234H132V231L129 230ZM117 262L118 264H122L119 261ZM151 263L153 264V260ZM200 264H202L201 261Z\"/></svg>",
    "mask_w": 264,
    "mask_h": 264
}]
</instances>
